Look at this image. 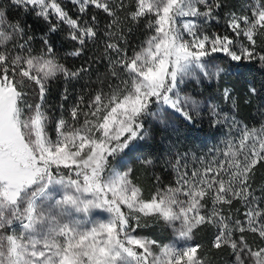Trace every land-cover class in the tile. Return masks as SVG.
I'll return each instance as SVG.
<instances>
[{
  "label": "snow or ice",
  "instance_id": "snow-or-ice-1",
  "mask_svg": "<svg viewBox=\"0 0 264 264\" xmlns=\"http://www.w3.org/2000/svg\"><path fill=\"white\" fill-rule=\"evenodd\" d=\"M68 3L0 0V264H264V106L239 115L264 99V0ZM205 116L223 146L170 145L146 188L154 132Z\"/></svg>",
  "mask_w": 264,
  "mask_h": 264
},
{
  "label": "trees",
  "instance_id": "trees-1",
  "mask_svg": "<svg viewBox=\"0 0 264 264\" xmlns=\"http://www.w3.org/2000/svg\"><path fill=\"white\" fill-rule=\"evenodd\" d=\"M65 5L68 8L72 6L68 3V1H64ZM27 23L33 24L34 18L25 17ZM62 39V37H61ZM71 60V58H70ZM247 79H255V84L259 88L261 83L264 82V74L260 72H253L251 74H247ZM83 83V82H81ZM81 83H75L74 89H79L81 91ZM59 86L56 85L55 88L52 89V95L54 98L58 96ZM250 103L245 105L243 103V99L240 101L239 107V115L243 117L245 123H250L254 117V110L260 105L261 102H264V99H261L259 96L250 97ZM217 131V130H216ZM214 130L208 124V122H200L195 128H181V131L175 135L170 133L156 134L154 132V140L151 141V146L145 150L143 154L151 153V158L156 162L155 167H144L145 172H143V176L147 179V183H151V177L154 175H161L166 178H171L170 174L167 171L162 170V163L164 157L167 155V150L170 145L176 144L180 151H190L191 149H197L198 147H202L201 144H205L206 142H210V138L212 139V135L214 134ZM142 167V165H140ZM157 231H160L159 229ZM161 234H163L161 232ZM201 240L204 241V245H208L210 243V235L207 232L200 233ZM220 260L225 258H218Z\"/></svg>",
  "mask_w": 264,
  "mask_h": 264
},
{
  "label": "rangeland",
  "instance_id": "rangeland-1",
  "mask_svg": "<svg viewBox=\"0 0 264 264\" xmlns=\"http://www.w3.org/2000/svg\"><path fill=\"white\" fill-rule=\"evenodd\" d=\"M64 1H68V0H64ZM231 2L233 3H238V2H242V0H231ZM34 28H36V26H33ZM215 30H218V31H223V27L222 25H218V26H214ZM38 30V29H37ZM69 62H72L71 60H69ZM75 84V82H74ZM74 84H71V85H67V87L69 88V92H70V99H69V102L68 104L66 105L69 106L75 96L80 92L79 89H74ZM59 86V92H58V96L56 98H54V95H52L51 93V96L49 97V103L54 106V107H58L59 104L61 103V100H60V95L62 94L63 92V88L65 85H63V83H58L56 84ZM56 85H53V88L56 87ZM239 88H243L244 87V84L243 82L238 85ZM52 88V89H53ZM53 92V91H52ZM205 94L206 95H212V94H215V95H218L219 93L215 90L214 87H209V88H206L205 89ZM261 106H264V102H261L260 105L254 110V117L253 119L251 120L250 124H255L256 123V119H258V112H257V109ZM225 107H227V105H225ZM206 121L207 122V117L205 116V118L202 120V122ZM215 132L214 134L211 136L212 139L210 138L209 140H211L210 142H206L205 144H201L202 147H198L197 149H191L189 152L190 153H195L197 156H204L206 159H209L210 158V154H209V149L213 148V147H216V146H219V147H222V141L225 139V136H223L222 134L218 133L216 131V129L212 128ZM156 134H163L161 132H158V131H155ZM138 155H142V154H138ZM133 168L135 169L136 171V175L137 177L139 178V181L146 187V188H151V183H147V179L143 176V172H145V168H143V166L141 167L140 166V163L139 161H137L135 164L132 165ZM155 173V172H154ZM153 173V175H154ZM156 175V174H155ZM208 235H210L209 233H207ZM197 242H200L202 244H204V241L201 240V236L200 234L198 235L197 237Z\"/></svg>",
  "mask_w": 264,
  "mask_h": 264
}]
</instances>
